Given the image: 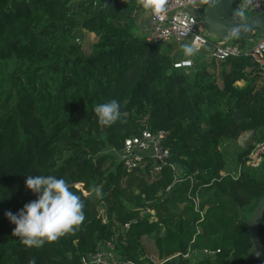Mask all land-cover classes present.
<instances>
[{"label": "trees", "instance_id": "16d2710c", "mask_svg": "<svg viewBox=\"0 0 264 264\" xmlns=\"http://www.w3.org/2000/svg\"><path fill=\"white\" fill-rule=\"evenodd\" d=\"M104 1L0 0V264H82L104 241L116 264H154L141 242L149 239L160 264H242L250 243L239 210L250 212L264 192V149L258 165L245 164L264 144L260 70L248 53L173 66L160 42L138 34L137 0ZM78 29L93 34L87 47L74 41ZM111 100L121 119L101 126L94 108ZM141 130L166 133L168 155L153 176L149 156L126 170L110 150ZM244 131L252 135L237 148L233 174H221V144ZM170 165L181 175L174 183ZM27 175L84 192L79 230L41 248L12 235L4 213L36 199ZM257 232L264 246V214Z\"/></svg>", "mask_w": 264, "mask_h": 264}, {"label": "built area", "instance_id": "2783aa9c", "mask_svg": "<svg viewBox=\"0 0 264 264\" xmlns=\"http://www.w3.org/2000/svg\"><path fill=\"white\" fill-rule=\"evenodd\" d=\"M238 7L242 0H235ZM206 5V0H167L164 5V10L160 13H153L151 10L147 11L148 23L147 32L144 37L147 41L162 42H183L186 40L190 45H195L197 51H206V58L214 60H223L229 56H238L241 53H248L251 59L256 63L257 68L264 79V38L255 40L251 45L241 47L239 41L226 43L219 40L213 35L203 32V22L199 18L202 9ZM264 0H252L251 5L245 8L255 9L262 12ZM263 13V12H262ZM202 22V23H201ZM203 34L211 36L214 41L207 40ZM188 61L174 63L173 66H179ZM165 131L158 130L150 132L141 130L137 135H131L123 139L119 149H110L118 160L122 161L126 170L143 165V156H149L151 159V172L160 171V167L164 162V158L168 155V150L163 144L165 138ZM264 149L263 143H258L248 153L245 161L246 165L256 166L261 160V154ZM174 171L172 183L179 181L181 175H178V169L174 165H170ZM189 183L193 182L192 177L188 176ZM191 201L194 209L198 204V197L196 194L191 196ZM132 220L131 223H134ZM128 228V223L122 225V230ZM206 252V250H203ZM213 252V251H211ZM217 252V250H215ZM150 258V257H149ZM151 260V259H150ZM119 258L113 252V244L110 241H104L98 244L93 253L88 255V259L81 258L82 264H116ZM131 264L130 262L126 261ZM154 264H160L161 260L152 261Z\"/></svg>", "mask_w": 264, "mask_h": 264}, {"label": "clouds", "instance_id": "9594fccd", "mask_svg": "<svg viewBox=\"0 0 264 264\" xmlns=\"http://www.w3.org/2000/svg\"><path fill=\"white\" fill-rule=\"evenodd\" d=\"M167 0H137L145 10L160 13L164 10ZM252 0H242L234 11V16L246 19L245 8L251 5ZM242 26L238 25L229 31V35L238 37ZM186 56H192L197 48L193 45H184ZM188 63H191L188 61ZM101 126H111L121 119L120 104L116 100L99 104L94 108ZM25 186L36 199L26 203L16 214L11 211L4 213L10 223L15 225L12 235L19 237L23 245L28 248H41L45 242L52 243L67 233L79 230L85 220L84 202L63 179L55 176L27 175ZM97 197L102 196V187L92 189ZM28 264H35L29 260Z\"/></svg>", "mask_w": 264, "mask_h": 264}, {"label": "water", "instance_id": "95a60500", "mask_svg": "<svg viewBox=\"0 0 264 264\" xmlns=\"http://www.w3.org/2000/svg\"><path fill=\"white\" fill-rule=\"evenodd\" d=\"M234 0H206V5L202 9L199 18L204 24L205 32L213 35L219 40L247 39L256 33L255 39L264 38V13L255 9H248L245 12L246 19H239L234 16L232 7ZM111 5V1L105 0L102 7ZM242 26V31L238 37L229 35V31ZM264 214V192L258 199L249 213L239 210V218L245 224L246 234L250 243L249 251L243 258L245 264L249 258H256L264 261V246L262 245L257 232V226Z\"/></svg>", "mask_w": 264, "mask_h": 264}, {"label": "rangeland", "instance_id": "374dc122", "mask_svg": "<svg viewBox=\"0 0 264 264\" xmlns=\"http://www.w3.org/2000/svg\"><path fill=\"white\" fill-rule=\"evenodd\" d=\"M238 7H234V10H236ZM246 12V11H245ZM147 13V11H146ZM144 16V12H142V14ZM202 23V22H201ZM202 28H203V32H205V28H204V25H202ZM147 32V28H139L138 29V34L142 35ZM203 36L207 39V40H210V41H214L211 36L207 35V34H203ZM93 40V34L90 33V32H86L82 29H78L77 30V33H76V37L74 38V41L76 43H80L83 47H87L88 44L90 43V41ZM235 40L234 39H230V40H227L225 41L226 43H232L234 42ZM255 41V36H251L247 39H242V40H239V42L241 43V47L247 43L249 45H251L253 42ZM243 43V44H242ZM162 45L160 46L161 47V50L163 51H167L171 58L174 59L172 61V64L174 63H178V62H182V61H190L191 63L187 64V63H182L181 64V67H185V68H190V67H193V64H194V60L197 59V57L199 58V60H206L208 61L210 58H206V56L204 55L203 51H196V53L192 56H186L184 54V51H183V46L184 45H190L186 40H184L183 42H180V43H177V42H172V41H169V42H162L161 43ZM86 49V48H85ZM216 64L218 63V61L215 62ZM208 64V63H207ZM206 64V65H207ZM215 67H218L217 65ZM208 70L211 69V67L207 66ZM263 78L260 79V82L262 81ZM238 84L240 82H237ZM252 135V131H244L242 133L239 134V136L237 137L236 141L234 143H227V142H223L221 145V149L225 152L224 153V156L226 158V165H227V170H221L220 173H224V172H227V173H231L233 174V170H234V165H235V162H234V156L236 154V151H237V148L238 147H241L246 141H248L249 137ZM151 176H153L154 172L152 171L151 172ZM103 179H99V183H102L105 178L102 177ZM76 186L79 188L80 184H76ZM84 192L83 191H80V196H83ZM97 215H101L102 213V207L97 204L95 205L94 207V210H93ZM245 213H249V212H246V211H243ZM142 243L145 244V253L150 257V259L152 261H158V257L156 256V253L154 251V247H153V242L152 240H143L141 241Z\"/></svg>", "mask_w": 264, "mask_h": 264}, {"label": "crops", "instance_id": "0c3cea01", "mask_svg": "<svg viewBox=\"0 0 264 264\" xmlns=\"http://www.w3.org/2000/svg\"><path fill=\"white\" fill-rule=\"evenodd\" d=\"M236 2V1H235ZM236 4V3H235ZM144 16L143 15H139V17L137 18V20H136V24H137V28L139 29V28H141V29H143V28H147V23H148V16H147V13H146V10L144 9ZM243 44V43H242ZM247 43H245L243 46H245V47H247ZM203 53H204V55L206 54V51L205 50H203Z\"/></svg>", "mask_w": 264, "mask_h": 264}]
</instances>
